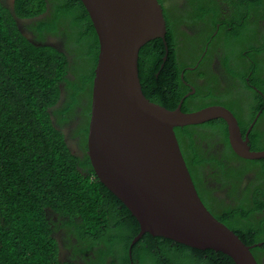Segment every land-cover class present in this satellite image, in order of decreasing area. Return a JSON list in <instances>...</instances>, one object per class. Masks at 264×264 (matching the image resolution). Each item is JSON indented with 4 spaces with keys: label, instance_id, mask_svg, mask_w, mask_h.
<instances>
[{
    "label": "trees",
    "instance_id": "1",
    "mask_svg": "<svg viewBox=\"0 0 264 264\" xmlns=\"http://www.w3.org/2000/svg\"><path fill=\"white\" fill-rule=\"evenodd\" d=\"M52 1L57 19L67 22L70 28H75L74 30L84 36L80 45L82 49L78 67L83 65V59H87L88 63L93 62L91 69H86L87 74L91 71L89 78L81 74L78 76L90 82L91 90L92 70L98 53V41L92 23L79 0ZM157 1L165 10L163 3L166 0ZM15 6L20 10L23 8L25 15H28L29 10L32 15V9L39 12L44 9L41 0H16ZM0 11L6 10L0 5ZM1 12V19L6 21L7 15ZM200 13H203V9ZM163 15L165 17L167 13L164 11ZM165 19L167 41L169 45H173L171 25L174 21L167 17ZM0 26L2 31L4 24L1 20ZM47 31L57 33L54 25L48 26ZM211 34L212 31L207 35L206 42ZM11 40L12 38L8 37L6 43L0 41V87L5 90L0 92V97L4 94L7 96L6 99L0 100L2 264H66L67 262L58 261V243L51 236V231L57 228L76 237L78 243L87 244V250L84 248L82 252L93 250L95 256L102 261L101 264H107L108 260L112 262L113 258L117 260V264H234L228 255L220 251L194 249L149 233H145L131 246L132 240L139 233L138 222L117 197L98 181L87 155L79 160L70 153L65 147L61 133L55 127L74 113L78 101L73 97L81 92L82 87L71 86L73 84L70 83L71 91L65 96V105L69 106V112L59 110L62 114H58L57 110L55 119L51 120L50 115L58 99L59 81L52 79L51 75L47 76L42 62L45 61L46 66L56 70L62 54L53 50L51 54L45 55L48 60H37L31 51L39 50L38 48H31L30 43L21 37H18V40L23 43L12 42L14 46L8 47ZM160 40L150 41L140 50L138 71L143 94L146 93V97L152 101L168 107L163 93H148L150 91H147L141 75L140 60L148 62L153 69L163 62L165 52L162 51ZM156 45H160L159 48ZM145 51L147 57H144ZM152 77L153 75L150 76ZM155 81L153 86L162 91L163 84ZM177 81L182 84L178 78ZM198 125L175 128L177 140L178 130L190 134ZM79 129L85 139L87 130L83 131L82 127ZM179 146L198 195L208 211L238 235L246 245L261 244L253 246L250 251L258 264H264V231H257L264 226L261 223L245 225L246 211H228L221 209L219 205L209 206L203 192L198 188L199 182L194 179L180 143ZM255 163L258 161L250 162L249 167L253 168ZM79 168L83 172L79 171ZM259 200L257 206H261V202L264 204V194L259 196ZM261 215L264 218V213ZM54 217L57 220H53ZM70 247L77 251L73 244H70Z\"/></svg>",
    "mask_w": 264,
    "mask_h": 264
},
{
    "label": "flooded vegetation",
    "instance_id": "2",
    "mask_svg": "<svg viewBox=\"0 0 264 264\" xmlns=\"http://www.w3.org/2000/svg\"><path fill=\"white\" fill-rule=\"evenodd\" d=\"M15 3L16 0H0L1 8L6 10L0 12L7 15L6 21L0 17L4 24L0 41L6 43L8 37L12 38L9 47L14 46L12 42L18 44L22 41L18 37L24 38L31 48L39 49L31 53L41 61L48 60L45 55L53 50L62 54L56 70L42 62L47 76L51 75L52 79L59 81L58 99L50 118L55 119L57 110L58 114L64 110L69 112L65 96L71 91L70 83L78 88L81 86V92L73 97L78 101L74 113L55 127L61 133L65 147L74 157L82 160L86 154L87 137L84 139L81 136L83 132L79 128L87 130V136L91 90L90 82L84 81L78 74L89 78L91 71L87 74L86 69H91L93 62L83 59V65L78 67L84 36L75 28H70L67 22L57 19L52 0H41L44 9L41 12L32 9V15L30 10L25 15L23 8L20 10ZM163 5L165 10L162 9V13L165 11V17L174 21L171 25L173 45L167 41L166 28L164 39L160 40L165 52L163 62L153 69L148 62L140 60L144 85L152 95L163 93L168 104L165 108L169 110L179 109L187 113L216 106L231 112L240 138L232 141L228 122L213 119L198 125L190 134L178 130V141L209 206L246 211L245 225L261 223L264 226L261 215L264 204L261 202V206H257L259 196L264 194V166L260 168L264 165V157L249 159L237 152L238 147H244L241 149L243 152L264 153V0H176L173 3L166 0ZM202 9L203 13H200ZM53 25L56 34L47 31V27ZM210 31L212 34L206 42ZM159 46L156 45L157 48ZM144 57H147V51ZM155 80L163 84L162 91L153 86ZM1 91L5 92L2 87ZM144 95L146 97V93ZM6 98L5 94L0 97ZM252 161H258L253 168L249 167ZM79 171L83 172L81 168ZM257 231H264V228L260 227ZM52 235L64 251V260L68 264L102 263L93 250L83 253L82 249L87 250L88 245L78 243L71 234L57 228L52 230ZM69 242L77 251L68 245ZM93 249L96 250L95 247ZM107 264H117V260L113 258Z\"/></svg>",
    "mask_w": 264,
    "mask_h": 264
},
{
    "label": "water",
    "instance_id": "3",
    "mask_svg": "<svg viewBox=\"0 0 264 264\" xmlns=\"http://www.w3.org/2000/svg\"><path fill=\"white\" fill-rule=\"evenodd\" d=\"M79 1L98 41L86 154L98 181L139 223L132 244L149 233L194 249L220 251L234 264H258L250 247L201 201L175 137L176 127L226 114L220 109L171 111L143 94L140 50L150 41L163 40L166 32L159 2ZM231 135L237 137L232 130ZM243 148L237 152L249 159L264 157Z\"/></svg>",
    "mask_w": 264,
    "mask_h": 264
},
{
    "label": "bare ground",
    "instance_id": "4",
    "mask_svg": "<svg viewBox=\"0 0 264 264\" xmlns=\"http://www.w3.org/2000/svg\"><path fill=\"white\" fill-rule=\"evenodd\" d=\"M145 96V95H144ZM151 102V101H150ZM153 103V102H152ZM159 106H161V105H159ZM161 107H163V106H161ZM163 108H165V107H163ZM165 109H167V108H165ZM203 109H220V111H221V113L222 112H224L226 115H218L217 117H215V118H213L214 120L215 119H222L224 122H228V125H229V128H230V131H229V136H231L232 137V141L234 140V139H236V138H240L239 136H238V131H239V128H238V126H237V123H236V120H235V118H234V116L231 114V112H229L227 109H225V108H222V107H216V106H214V107H205V108H203ZM203 109H201V110H203ZM167 110H169V109H167ZM171 111H174V110H171ZM184 113V112H183ZM186 113V112H185ZM227 118V119H226ZM231 118L233 119V121L231 120ZM213 119H211V120H213ZM200 124H202V123H200ZM196 125H198V124H196ZM187 126H189V125H187ZM184 127V126H183ZM176 128H182V127H176ZM175 129V128H174ZM231 130H232V132L234 133V134H236L237 135V137H234L233 135H231ZM175 132V131H174ZM175 137H176V135H175ZM176 140H177V138H176ZM177 143H178V140H177ZM178 146H179V143H178ZM179 148H180V146H179ZM180 151H181V149H180ZM182 154V153H181ZM183 156V155H182ZM184 159V158H183ZM185 161V160H184ZM185 164H186V162H185ZM188 169V168H187ZM189 171V170H188ZM192 179V178H191ZM193 182V181H192ZM194 184V183H193ZM195 186V185H194ZM206 207V206H205ZM129 211V210H128ZM130 212V211H129ZM218 220V219H217ZM137 221V220H136ZM219 221V220H218ZM222 223V222H221ZM139 224V223H138ZM229 228V227H228ZM230 229V228H229ZM231 230V229H230ZM139 231H140V227H139ZM144 235V234H143ZM142 235V236H143ZM238 236V235H237ZM136 237V236H135ZM134 237V238H135ZM155 237H157V236H155ZM239 237V236H238ZM141 238V237H140ZM139 238V239H140ZM138 239V240H139ZM240 239V238H239ZM137 240V241H138ZM241 240V239H240ZM133 241V240H132ZM136 241V242H137ZM242 241V240H241ZM135 242V243H136ZM243 242V241H242ZM134 243V244H135ZM244 243V242H243ZM181 244V243H180ZM245 244V243H244ZM133 244L131 243V246H132ZM246 245V244H245ZM246 246H249V245H246ZM253 246H256V245H251V246H249L250 248H252ZM251 252V251H250ZM129 254H130V251H129ZM252 254V253H251ZM253 255V254H252ZM254 257V256H253ZM255 258V257H254Z\"/></svg>",
    "mask_w": 264,
    "mask_h": 264
},
{
    "label": "clouds",
    "instance_id": "5",
    "mask_svg": "<svg viewBox=\"0 0 264 264\" xmlns=\"http://www.w3.org/2000/svg\"><path fill=\"white\" fill-rule=\"evenodd\" d=\"M195 112V111H194ZM188 113V112H187ZM208 122V121H207ZM51 236H52V238H54L53 237V235H52V231H51ZM55 239V238H54ZM56 240V239H55ZM57 241V240H56ZM58 243V242H57ZM57 248H58V252H57V254H58V256H57V259H58V261L60 262V263H66L65 262V260H64V255H63V250L60 248V246H59V244H57ZM66 264H68V263H66Z\"/></svg>",
    "mask_w": 264,
    "mask_h": 264
},
{
    "label": "rangeland",
    "instance_id": "6",
    "mask_svg": "<svg viewBox=\"0 0 264 264\" xmlns=\"http://www.w3.org/2000/svg\"><path fill=\"white\" fill-rule=\"evenodd\" d=\"M0 100H3V99H0Z\"/></svg>",
    "mask_w": 264,
    "mask_h": 264
}]
</instances>
